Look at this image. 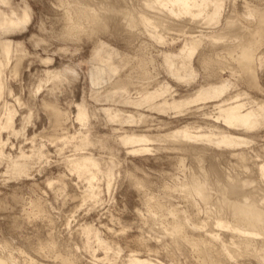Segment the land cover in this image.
Segmentation results:
<instances>
[{
    "label": "clouds",
    "instance_id": "9594fccd",
    "mask_svg": "<svg viewBox=\"0 0 264 264\" xmlns=\"http://www.w3.org/2000/svg\"><path fill=\"white\" fill-rule=\"evenodd\" d=\"M0 264H264V0H0Z\"/></svg>",
    "mask_w": 264,
    "mask_h": 264
}]
</instances>
